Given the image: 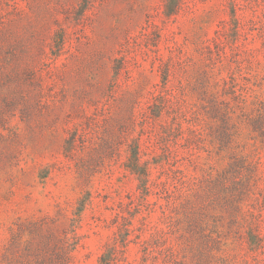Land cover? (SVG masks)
Here are the masks:
<instances>
[{"label":"rangeland","instance_id":"rangeland-1","mask_svg":"<svg viewBox=\"0 0 264 264\" xmlns=\"http://www.w3.org/2000/svg\"><path fill=\"white\" fill-rule=\"evenodd\" d=\"M256 114L264 0H0V264H264Z\"/></svg>","mask_w":264,"mask_h":264},{"label":"trees","instance_id":"trees-1","mask_svg":"<svg viewBox=\"0 0 264 264\" xmlns=\"http://www.w3.org/2000/svg\"><path fill=\"white\" fill-rule=\"evenodd\" d=\"M174 10L173 8L170 10V13H172ZM263 105V104H262ZM259 111V110H258ZM261 115V114H260ZM260 115L257 116H253L251 119V128H252V132H254L255 135L259 136H264V126H262V122L260 118ZM131 160L129 163H127L125 165L126 169L131 173L134 174L136 176H146V172L143 168H141L139 166V153H138V149L134 148L131 150ZM113 247H109V250L107 252H104L98 260V264H110L111 262V255L113 254ZM64 254L62 255H52V257H50V264H67L66 263V258L63 257ZM47 263V262H46Z\"/></svg>","mask_w":264,"mask_h":264}]
</instances>
